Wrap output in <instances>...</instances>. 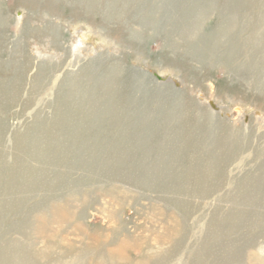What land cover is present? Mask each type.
Returning <instances> with one entry per match:
<instances>
[{"label": "rangeland", "instance_id": "374dc122", "mask_svg": "<svg viewBox=\"0 0 264 264\" xmlns=\"http://www.w3.org/2000/svg\"><path fill=\"white\" fill-rule=\"evenodd\" d=\"M68 5L57 21L84 42L80 57L37 58L54 49L26 40L23 85L46 75L62 94L87 66L104 61L106 73L118 62L120 74L99 92L116 94L98 140L113 151L88 150V165L69 172L43 167L44 189L0 217V264H264V0H175L153 29L158 18L134 11L137 2L120 26ZM10 6L23 25L29 9ZM138 25L140 40L114 33ZM18 115L10 110L7 121Z\"/></svg>", "mask_w": 264, "mask_h": 264}, {"label": "bare ground", "instance_id": "6f19581e", "mask_svg": "<svg viewBox=\"0 0 264 264\" xmlns=\"http://www.w3.org/2000/svg\"><path fill=\"white\" fill-rule=\"evenodd\" d=\"M13 1L0 0V192L3 190L0 195H6L0 199V217L7 214V208L16 210L20 201H24L29 195H31L29 199L32 198L34 188L39 190L45 187L47 173L43 171V167L52 168L50 170L53 171V168L62 166L69 172L73 166L83 161L81 157H84L85 154L87 156L88 150L113 151L114 146L112 143L109 147L103 144V147L98 140L101 138L99 134L103 132L106 120L105 115L109 112L108 108L114 106L111 101H116V94H112L111 99H103L99 96V92H102L104 87L109 85L108 80H111L109 77L120 74L121 67L118 62L108 65L106 73L98 72L104 61L87 66L82 76L76 77L75 80L68 84L69 88L66 93L58 94L51 91L46 75H38L30 82V86L25 89L23 85L24 63H20L18 58L22 51V44L29 40L36 45L54 49L52 54L37 52V58L44 55L55 59H59V57L63 59L67 57L79 58L85 47L84 42L81 38L75 39L73 42L70 41L66 29L60 27L56 10L59 6L72 12L73 8L69 9L66 6L73 4L71 7L77 8L78 13L82 11L85 15H101L105 21L112 20L117 25L121 22L118 25L120 26L129 17L126 11L129 9L133 12L134 7L131 5L137 2L135 8L138 10L134 11L148 10L147 14L158 18V20L152 21L150 25L153 29L155 25L167 22L168 17H172L165 7L167 3L169 5L171 3L172 6L175 0H47V2L45 0H15L23 3L30 13L28 20L21 26L19 25V18L13 16L10 11V4ZM60 1L66 4H57ZM102 1L105 2V5L100 8ZM155 2H158L156 6H154ZM218 10L221 11L220 9ZM141 17L147 16L144 14ZM233 24L221 26L226 28L228 25L229 27L233 26ZM138 26L140 28L127 33V35L121 29L115 30L114 33H116L117 39L121 43L140 40L143 38V31L141 26ZM61 51L64 52L63 55H60ZM47 68L49 71L53 70V66L48 65ZM165 79H167L166 76H160L156 81L166 82ZM104 102L107 103L105 104ZM10 110L19 112V115L16 119L14 118L9 122L7 121V114ZM234 115H238L237 110L234 111ZM120 121L122 120L120 119L119 123ZM116 136L121 141L129 139L125 133L121 134V131L117 132ZM83 163L88 165L87 160L83 161ZM58 177L60 182L63 180L66 182L69 178L68 175L66 177ZM66 212L67 210L60 206L54 205L53 207V216L57 220L59 218L64 219ZM44 220L45 218L39 222L41 223V226H39L41 233L44 227ZM96 246L98 245L96 244ZM3 247H6L5 244ZM8 248L10 249V247ZM7 249L2 252L6 250V254ZM22 250L24 252V249ZM11 254L13 255V253ZM26 258L28 257L26 256ZM87 258L89 259V256ZM101 259H104V257ZM12 260L14 261L13 258ZM10 263L13 264L12 262ZM2 264H5V262Z\"/></svg>", "mask_w": 264, "mask_h": 264}]
</instances>
